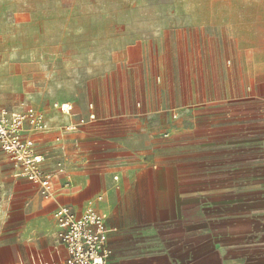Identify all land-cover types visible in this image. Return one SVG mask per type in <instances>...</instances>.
<instances>
[{"label": "crops", "instance_id": "obj_1", "mask_svg": "<svg viewBox=\"0 0 264 264\" xmlns=\"http://www.w3.org/2000/svg\"><path fill=\"white\" fill-rule=\"evenodd\" d=\"M13 4L6 5L7 23L38 32L30 62L39 65L36 79L49 81L30 106L45 115L50 131H27L26 137L45 158L46 172L60 167L63 173L51 196L22 176L23 199L2 234L0 264L67 263L56 219L62 206L77 214L93 208L104 217L111 264H264V137L249 138L246 125L232 132L214 128L206 142L214 164L192 172L174 167L165 162L178 157L169 145L190 132L168 114L178 107L169 96L185 91L167 83L163 38L115 44L106 59L96 50V66L86 77L95 90L57 94L50 81L72 73L71 41L55 40L61 28L56 0H23L16 13ZM64 32H71L69 24ZM24 49L12 60L27 62ZM61 61L64 72L56 69ZM80 120L86 124L78 131H63Z\"/></svg>", "mask_w": 264, "mask_h": 264}, {"label": "rangeland", "instance_id": "obj_2", "mask_svg": "<svg viewBox=\"0 0 264 264\" xmlns=\"http://www.w3.org/2000/svg\"><path fill=\"white\" fill-rule=\"evenodd\" d=\"M9 2L16 13L23 0H0V105L16 110L37 105V91L49 81L37 80L39 65L30 62L38 32L31 25L7 23ZM55 14L61 25L56 26L55 40L71 41L72 73L70 79L50 81L57 94L95 90L96 82L86 77L96 66V50L106 59L115 44L122 48L135 40L163 38L167 83L185 91L169 96L178 107L169 108L168 114L190 132L169 145L178 157L165 162L184 171L207 169L215 158L206 145L207 131L214 128L232 132L246 125L249 138L264 137V0H56ZM9 33L13 39L5 40ZM23 49L28 61L12 60ZM64 68L62 61L56 65L60 72ZM23 178L0 148V242L17 201L23 199Z\"/></svg>", "mask_w": 264, "mask_h": 264}, {"label": "built area", "instance_id": "obj_3", "mask_svg": "<svg viewBox=\"0 0 264 264\" xmlns=\"http://www.w3.org/2000/svg\"><path fill=\"white\" fill-rule=\"evenodd\" d=\"M93 109V107H92ZM61 111L70 115L71 108L62 106ZM96 119L95 115L90 120ZM85 120L71 122L63 128L64 132H76L85 125ZM27 131L47 133L50 125L45 115L32 106L21 111H11L0 106V148L20 169L22 176L36 185L43 194L51 196L55 181L59 180L63 169L56 173L44 170L45 158L35 151L34 141L26 137ZM60 240L67 248L70 259L65 264H111L113 252L104 217L93 208L77 214L66 206L56 213Z\"/></svg>", "mask_w": 264, "mask_h": 264}]
</instances>
